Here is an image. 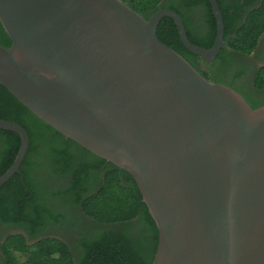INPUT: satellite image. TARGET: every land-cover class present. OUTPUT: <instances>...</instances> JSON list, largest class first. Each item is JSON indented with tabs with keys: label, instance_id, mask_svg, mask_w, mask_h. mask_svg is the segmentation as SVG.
I'll return each instance as SVG.
<instances>
[{
	"label": "water",
	"instance_id": "obj_1",
	"mask_svg": "<svg viewBox=\"0 0 264 264\" xmlns=\"http://www.w3.org/2000/svg\"><path fill=\"white\" fill-rule=\"evenodd\" d=\"M210 49L181 18L145 20L121 0H0V85L40 121L134 180L153 219L151 264H264V105L204 78L163 44L170 17L183 47L205 62L223 43L216 0ZM0 187L19 172L28 135Z\"/></svg>",
	"mask_w": 264,
	"mask_h": 264
},
{
	"label": "trees",
	"instance_id": "obj_2",
	"mask_svg": "<svg viewBox=\"0 0 264 264\" xmlns=\"http://www.w3.org/2000/svg\"><path fill=\"white\" fill-rule=\"evenodd\" d=\"M121 1L145 20L159 9L173 10L180 16L191 44L203 49L212 46L216 25L208 0ZM216 3L224 30V45L216 61H221L225 50L240 55L251 52L264 34V0L254 7L246 0H216ZM197 8L202 9L204 16L199 36L189 29L185 16L187 11ZM156 36L204 78L223 85L220 72L227 64L223 66L222 63L219 69L214 64L208 71L201 72L197 66L200 58L183 47L170 19H162ZM0 46H10L1 24ZM259 80L262 79L259 77ZM227 84L232 88L231 83ZM263 86L264 81L256 84L257 88ZM242 97L252 109L264 105L262 99ZM0 120L21 126L29 140L19 172L0 187V224L24 229L33 239L53 220L62 228L64 216L60 214L54 218L52 210L42 202L45 197H55L71 212L80 211L86 221H90L85 230H78V223H72L75 240L69 246L59 239L44 238L30 244L21 235L9 236L0 245L2 264H151L157 248V228L128 173L66 140L1 85ZM19 148L20 138L16 133L0 130V177L12 165ZM42 167L66 179L64 190L55 196L48 190L43 194L36 190L30 176Z\"/></svg>",
	"mask_w": 264,
	"mask_h": 264
},
{
	"label": "flooded vegetation",
	"instance_id": "obj_3",
	"mask_svg": "<svg viewBox=\"0 0 264 264\" xmlns=\"http://www.w3.org/2000/svg\"><path fill=\"white\" fill-rule=\"evenodd\" d=\"M162 1L164 2L166 0H162ZM246 1L249 3L252 2L251 6L253 7L259 6L258 4H260L261 2V0H246ZM160 6L161 5H158L159 8ZM160 10L163 9H159L156 12ZM165 10H169V9H165ZM156 12L151 14L149 18L152 15H154ZM185 16L187 18V26L189 27V29H191L193 33H196L199 36L201 34V27L203 26V22H204L202 9L197 8L195 10L187 11ZM165 17L170 19L172 21V24L176 27L174 21L170 17L163 16L159 20L156 30L162 24V19ZM215 25H216V21H215ZM214 41L212 43V46L214 44ZM223 45H224V41L221 45V48L216 58H214L211 62H205L202 59L198 60L197 66H199V70L201 72L208 71L210 68H212L214 64H216L217 69H219L222 63H224L223 66L227 64V67L225 69H222L220 72L223 80L222 84L228 86L227 83H231L232 88L235 91L240 92L242 96H245V98H248L250 100L262 99V101H264V86L262 88L256 87V84L262 83L264 81V34L260 35L255 48L248 54L240 55L233 53L229 50H225V52L223 53V57L221 58V61L217 62L216 59ZM259 77L262 80L258 81ZM38 162L39 164H42L41 160H38ZM30 181L33 184V186L36 188V190L38 189L39 193L43 194L44 192H46L45 190H48L50 193L54 194V196L57 195L59 191L64 190V187L66 186V179L59 178L56 174H54L53 171L51 173L49 171L47 172L46 169L43 167L41 170L35 171L30 176ZM42 202L47 208L52 210V214L54 215V218L60 214L64 216L65 221L61 222L63 225L62 228H58V226L53 220L47 225V227L43 231H41L39 236L33 239L24 229L15 228L10 225L3 226L0 224V245H2L3 242L6 240V238L9 236L21 235L27 241H29L30 244L44 238H51V239H59L69 246L75 240L74 239L75 231L73 229L72 223L74 222L78 223L77 226V228H79L78 230L80 229L85 230L89 228L90 221L89 220L86 221V219L82 215V212L80 211H77L75 213L71 212L68 208L64 207L62 202H59L57 199H55V197L52 198L45 197L42 199ZM0 259H1V255H0ZM0 264H2V260H0Z\"/></svg>",
	"mask_w": 264,
	"mask_h": 264
}]
</instances>
